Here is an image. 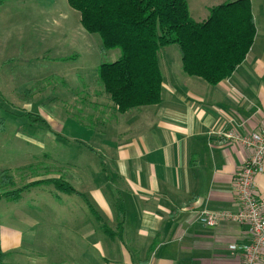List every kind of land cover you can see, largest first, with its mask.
Masks as SVG:
<instances>
[{
	"label": "crops",
	"instance_id": "1",
	"mask_svg": "<svg viewBox=\"0 0 264 264\" xmlns=\"http://www.w3.org/2000/svg\"><path fill=\"white\" fill-rule=\"evenodd\" d=\"M250 1L256 25L253 45L231 77L217 85L185 74L178 50H165L159 59L161 102L120 114L98 83L97 58L95 68L81 66L77 73L78 92L68 89L77 77L60 72L64 88L54 93L58 116L48 117L50 126L57 128L55 136L49 131L43 140L16 133L35 159L38 152L48 163H43V171L27 175V184L39 185L28 188L17 201L7 200L14 204L5 215L12 222L0 221V252L19 260L27 256L28 264H243L241 248L250 242L248 227L229 221L207 227L201 219L239 211L235 176L249 152L225 135L255 133L264 123V0ZM199 15L196 22L208 18L204 8ZM94 42L56 58L64 64L92 63L93 49L102 52L101 43L94 47ZM44 45L49 54L66 47L61 41ZM51 77L43 78L44 91L36 94L37 81L30 80L22 93L52 97L46 91ZM68 92L73 93L65 95ZM88 95L97 100L91 117H87L90 109L73 108L75 101L82 104ZM48 143L54 144V152L62 144L67 149L74 145L81 153L54 156ZM77 159L81 166H74ZM54 179L68 183L81 196L59 190L50 182ZM256 183L264 195V174L257 175ZM66 197L80 201L69 202ZM119 201L124 216H118ZM17 221L26 225L27 232L15 226ZM65 222L69 229H64ZM67 230L76 240L81 232L85 247L69 246Z\"/></svg>",
	"mask_w": 264,
	"mask_h": 264
},
{
	"label": "trees",
	"instance_id": "2",
	"mask_svg": "<svg viewBox=\"0 0 264 264\" xmlns=\"http://www.w3.org/2000/svg\"><path fill=\"white\" fill-rule=\"evenodd\" d=\"M68 3L80 14L84 30L99 37L103 53L119 52L113 62L99 65L98 80L120 114L161 102L159 59L164 50L177 47L185 74L217 85L230 78L243 63L256 35L250 0L213 7L203 22L191 17L187 0H68ZM3 123L0 121L1 128ZM50 182L63 192L81 196L63 180ZM16 184L8 171L0 174L3 188L0 201H17L28 188L40 182L21 187ZM117 213L124 216L120 201ZM6 256L0 252V264L5 263Z\"/></svg>",
	"mask_w": 264,
	"mask_h": 264
},
{
	"label": "rangeland",
	"instance_id": "3",
	"mask_svg": "<svg viewBox=\"0 0 264 264\" xmlns=\"http://www.w3.org/2000/svg\"><path fill=\"white\" fill-rule=\"evenodd\" d=\"M231 1L235 0H188V4L192 18L199 21V11L203 10V8L209 16L210 9ZM45 41H61L66 47L62 48L60 53L51 51L49 54L43 48ZM93 42L94 47L101 43L98 36L90 35L84 30L80 22V14L70 7L68 0H0V121H4L2 128L0 126V130L4 128L6 123L5 132H0V174L5 170L8 171L13 178L15 176V180L18 182L16 185L20 187L27 185V175L43 171V163H48V161L44 160L43 154L40 155L38 152H36L37 157L35 159L29 153L28 145L16 138V133L40 136L43 140L46 138L45 134L49 131L55 136L54 130H57V128L54 129L50 126L48 117L54 119L58 116L57 111L54 109V105L58 102L56 100L58 95H54V93L60 86L64 88L63 79L59 76L60 72L70 74L73 78L77 77L78 82L73 85L74 88L68 86V89L69 91L78 92L77 87L80 85L81 79L77 73H81L82 67L86 69L95 65V68L96 58L101 64L113 62L115 56L119 57L117 50L108 53L101 52L100 54L97 47L93 49L94 59L92 63L70 62L64 64L62 59L56 58L57 54L69 51L75 53L82 49L84 43L91 44ZM71 44H76L71 48L76 50L69 48ZM47 49L49 51L51 48ZM168 49L176 52L177 47L171 46ZM178 62H180V58ZM48 75L53 77L46 80V84L51 86L46 91L49 95H53L52 97H42L40 95L24 96L22 93L24 92L23 89L27 88L25 86L29 84L30 80L37 81L36 88L38 90L36 94L44 91L43 78ZM83 79L86 78L84 77ZM24 80L27 81L23 82ZM21 82L23 83L21 84ZM18 86L19 89L17 90ZM73 92H68L65 95H72ZM84 99L83 105H77L78 102L75 101L73 108L78 111L81 108L90 109L91 114L87 115V117L95 116L92 106L97 100L93 95H88ZM11 102H14L17 107L11 106ZM26 103H30L29 106ZM70 116H74V113L72 112ZM77 122L81 123L79 120ZM83 125L87 130H90L86 123ZM53 146V143H48V149L54 156L59 157L66 153L67 157H77L81 153L74 145L67 149V147L60 144V146H57L59 152H54ZM54 161L52 160L50 163H54ZM58 162L62 165L61 161ZM73 164L77 167L81 166L82 160L79 161L77 159ZM84 164L85 166L88 165L87 159L84 160ZM73 186L75 187V185ZM2 190L3 188L0 187V193ZM65 200L69 202L80 201L79 198L73 197H66ZM10 203L4 200L0 204V221L2 222H12L11 220L7 221L5 217L11 212V208L14 207V204ZM80 207L78 206V209ZM15 224V226L27 232L28 228L26 225L20 221ZM69 226L70 223L65 222L64 229H69ZM68 232L69 230L66 233L69 246L81 244L85 247V243L81 239V232L76 235L78 240L71 238ZM84 234H86L85 230ZM92 238L93 236L90 235V239ZM90 239L87 240V243ZM6 258L7 264H28L29 259L27 256H21L20 260L15 259L12 253H8Z\"/></svg>",
	"mask_w": 264,
	"mask_h": 264
},
{
	"label": "built area",
	"instance_id": "4",
	"mask_svg": "<svg viewBox=\"0 0 264 264\" xmlns=\"http://www.w3.org/2000/svg\"><path fill=\"white\" fill-rule=\"evenodd\" d=\"M231 141L239 143L249 152L247 161L235 176V189L240 209L238 212L206 214L201 222L207 227L218 226L222 221L246 225L250 242L241 248L243 264H263L264 259V195L257 190L256 177L264 174V123L260 130L247 135L228 133ZM237 250L235 244L231 245Z\"/></svg>",
	"mask_w": 264,
	"mask_h": 264
}]
</instances>
